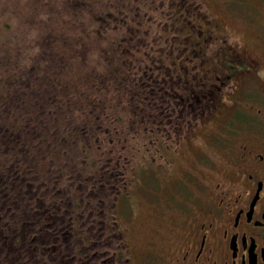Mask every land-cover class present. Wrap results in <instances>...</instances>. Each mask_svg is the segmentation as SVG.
<instances>
[{
	"label": "flooded vegetation",
	"instance_id": "af4514ba",
	"mask_svg": "<svg viewBox=\"0 0 264 264\" xmlns=\"http://www.w3.org/2000/svg\"><path fill=\"white\" fill-rule=\"evenodd\" d=\"M140 2L143 15L127 22L128 37L142 42L131 44L130 75L141 114H156L142 130L154 131L159 150L170 153L160 151L162 169L188 155L184 187L165 201L159 196L156 206L172 220L165 232L156 230L165 241L173 235L170 258L149 261L264 264V1L242 0L248 11L221 20L196 0ZM128 160L120 151L116 170L127 173ZM105 173L103 164L88 177L64 173L69 196L60 234L49 236L51 223L20 222L0 238V264H124L116 253V231L125 238L116 207L129 199L131 177L121 184ZM126 247L132 264L127 240Z\"/></svg>",
	"mask_w": 264,
	"mask_h": 264
},
{
	"label": "rangeland",
	"instance_id": "374dc122",
	"mask_svg": "<svg viewBox=\"0 0 264 264\" xmlns=\"http://www.w3.org/2000/svg\"><path fill=\"white\" fill-rule=\"evenodd\" d=\"M88 1L90 3L86 4L83 0H0V96L6 94L13 102L17 101L15 110L25 115L34 102L33 105H47L46 98L50 93L46 87L51 85L52 90V79L60 89L57 98L64 100L67 90L74 102H63L76 110L77 116L72 117L66 108H57L52 110V117L43 125L48 131L56 130L59 125L55 117L65 113L66 123L76 125L73 137L90 142V154L95 155V164L83 163L82 154H76L77 147L74 150L77 158L70 159L72 162L75 159L81 161L74 166L85 177L96 171L99 164L104 165L105 175L115 183L124 184L123 180L131 177L124 189L129 195L128 202L122 198L116 207L117 219L130 246L131 263L152 264L149 256L154 254L156 260L166 263L173 247V235L167 234L170 239L165 241L156 230L165 232L167 226H172V220L161 215L156 206L159 196L165 201L184 187L183 180L187 175L180 174L188 155L174 156L172 167L162 169L165 159L160 157V151H163L155 143L157 134L142 130L143 127H152L156 114H141L135 96L138 85L130 75V63L134 58L129 51L132 45H135L133 48L141 47V40L128 37L131 31L124 20L122 36L113 22L108 21L109 30L103 35L94 30L97 25L91 22L92 17L121 18L120 5L128 13L125 14L127 20L138 19V14L143 15L137 6L140 0ZM240 1L196 0L201 10L218 15L220 20L227 15L237 17L238 12L248 11ZM248 1L259 6L264 0ZM106 2L110 3L111 9L105 6ZM119 75L123 77L122 85L111 78ZM23 97H26L27 104L20 107ZM48 102L52 104L54 101L48 98ZM83 126H88L86 138L81 133ZM64 150L67 149L61 144L60 151ZM120 151L129 157L127 173L124 174L116 170ZM163 153L170 159V153ZM109 156L111 162L107 163ZM195 174L198 176L196 169ZM66 194L62 191L63 196Z\"/></svg>",
	"mask_w": 264,
	"mask_h": 264
},
{
	"label": "trees",
	"instance_id": "16d2710c",
	"mask_svg": "<svg viewBox=\"0 0 264 264\" xmlns=\"http://www.w3.org/2000/svg\"><path fill=\"white\" fill-rule=\"evenodd\" d=\"M83 1L86 4L90 3L88 0ZM104 4L111 9L109 2ZM96 5L103 6L101 3ZM120 11L123 16L121 18L114 16L113 20L92 17L91 22L97 25L94 30L103 35L104 31L109 30V21L114 23L115 28L121 30L119 36H122L123 20L125 23L128 22V17H125L128 13L122 5L118 9V12ZM126 25L128 29H132V25L129 23ZM111 78L117 84H123L122 76ZM51 83L52 90L51 85L46 87V90L50 93L48 98L54 102L49 104L46 98L47 105L45 103L33 105L35 102L31 106L28 104L30 108L26 112L27 115L15 110L17 101L13 102V99L6 94L0 96V238L4 234L9 235L13 230H17L20 222H32V220L37 225L51 223L54 226L50 227L49 236L53 238L59 235V229L62 227L63 199L69 196L68 193L65 196L62 195V190L65 188L62 183L63 174L69 172L85 177L74 165L82 161L92 166L96 162L95 155L90 154V142L73 137V133L77 131L73 128L76 125L66 123L65 113L55 117L59 125L56 130L48 131L43 125L47 118L52 117V110L57 108H66L72 117L78 114L76 110L63 102H74L67 90L65 89L64 92V100L59 99L56 94L60 89L57 88L53 79ZM19 104L20 107H24L27 104L26 97H23ZM33 109H35L34 112ZM22 116V120L19 121ZM81 128H83L81 133L83 132L86 138L88 126ZM61 144L67 150L60 151ZM75 148L76 154H82L81 161L79 159H75V162L70 161L71 158H77ZM115 234L117 256L126 264L124 260L127 256L126 240L122 232L116 231Z\"/></svg>",
	"mask_w": 264,
	"mask_h": 264
}]
</instances>
